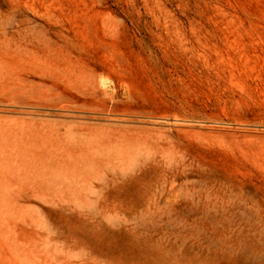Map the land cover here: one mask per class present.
Returning <instances> with one entry per match:
<instances>
[{
    "label": "rangeland",
    "instance_id": "rangeland-1",
    "mask_svg": "<svg viewBox=\"0 0 264 264\" xmlns=\"http://www.w3.org/2000/svg\"><path fill=\"white\" fill-rule=\"evenodd\" d=\"M18 254L264 264V0H0V264Z\"/></svg>",
    "mask_w": 264,
    "mask_h": 264
},
{
    "label": "bare ground",
    "instance_id": "bare-ground-1",
    "mask_svg": "<svg viewBox=\"0 0 264 264\" xmlns=\"http://www.w3.org/2000/svg\"><path fill=\"white\" fill-rule=\"evenodd\" d=\"M27 30V29H26ZM7 31V30H6ZM4 153V152H3ZM13 153H8V155L5 156V159H9L10 157H13L15 158L16 161H25L26 158L30 157V155L28 156H23V157H20L19 154H16L15 156H12ZM34 158V157H32ZM85 162H87L85 159H84ZM33 164V163H32ZM116 172V171H115ZM19 255V254H18ZM20 256V255H19ZM18 256V257H19ZM21 257V256H20ZM16 264H29L28 263V260L26 261L23 257H21V259H18V262Z\"/></svg>",
    "mask_w": 264,
    "mask_h": 264
}]
</instances>
